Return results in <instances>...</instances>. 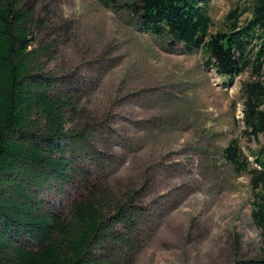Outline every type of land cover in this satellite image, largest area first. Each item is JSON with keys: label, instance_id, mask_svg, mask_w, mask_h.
I'll return each mask as SVG.
<instances>
[{"label": "rangeland", "instance_id": "rangeland-1", "mask_svg": "<svg viewBox=\"0 0 264 264\" xmlns=\"http://www.w3.org/2000/svg\"><path fill=\"white\" fill-rule=\"evenodd\" d=\"M26 1L32 45L46 47L44 70L72 104L66 116L94 130L90 163L61 191L42 188L41 210L63 216L97 185L143 209L131 264H256L264 245L250 218L247 177L222 157L235 140L252 162L249 152L264 143L242 133L248 75L225 87L202 51L142 29L139 0ZM249 1L207 0L209 33L235 8L238 23L248 20Z\"/></svg>", "mask_w": 264, "mask_h": 264}, {"label": "trees", "instance_id": "trees-1", "mask_svg": "<svg viewBox=\"0 0 264 264\" xmlns=\"http://www.w3.org/2000/svg\"><path fill=\"white\" fill-rule=\"evenodd\" d=\"M206 3L139 0V22L169 45L202 51L225 87L247 74L240 86L242 133L264 138V0L249 1L243 23L236 8L229 11L214 33ZM33 14L29 1L0 0V264H131L144 217L131 196L85 186L65 215L41 210L42 188L61 191L76 167L90 163L94 130L76 128L66 116L72 104L41 63L47 49L32 45ZM222 157L247 177L250 218L264 245V143L249 152L252 162L235 140ZM256 264H264V246Z\"/></svg>", "mask_w": 264, "mask_h": 264}]
</instances>
